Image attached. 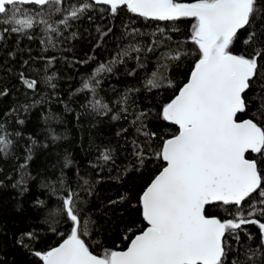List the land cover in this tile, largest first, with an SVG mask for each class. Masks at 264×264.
I'll return each instance as SVG.
<instances>
[{"label": "snow or ice", "instance_id": "snow-or-ice-1", "mask_svg": "<svg viewBox=\"0 0 264 264\" xmlns=\"http://www.w3.org/2000/svg\"><path fill=\"white\" fill-rule=\"evenodd\" d=\"M65 2L0 0V25H16L2 31L24 33L43 23L48 31L58 34L60 30L48 20L36 19L46 8L63 14L57 23L65 28L89 11H102L113 17L126 11L145 20L173 25L151 34L137 29L126 31L129 43L83 82L77 91L91 92L93 99L88 105L99 115H108L112 109L95 98L100 84L96 77L112 72L114 65L133 58V53L138 68L144 69L141 53L160 50L156 70L144 82L148 91L174 87L168 75L171 65L189 55L195 59L187 82L160 109V118L176 126L175 134L161 138L162 144L152 157L143 145L132 141L140 166L151 158L161 162L139 197L145 225L129 229L132 235L124 237L129 241L124 250L104 249L96 254L84 239L90 235L91 221L82 218L78 193L68 188L67 195L59 198L60 206L49 214L70 221L71 231L58 246L35 255L42 264H255L253 258L264 255V87L251 97L248 93L257 80L264 79V28L253 27L258 18L264 23V0H81L80 4L62 7ZM184 19L193 21L188 37L193 46L191 52L179 42L172 47L170 33L178 32L175 24ZM111 31L109 28L102 33L101 39ZM242 31L248 33L243 40L246 54H236L233 49ZM146 35L148 42L140 43L138 37ZM48 43L55 46L51 39ZM54 59L50 58L49 63ZM128 74L136 73L133 70ZM52 79L48 76L46 82L55 87ZM20 80L29 90L37 88V80L27 78L23 72ZM7 94L6 88L0 89V96ZM118 104L121 107L111 118L127 119L128 97H121ZM146 116L147 113L139 112L132 123L139 122L137 133L155 137L154 132H144ZM3 128L0 124V130ZM58 138L53 133V139ZM10 145L7 135L0 131V152L7 155ZM31 158L29 149L20 167L26 168ZM100 159L114 162L112 150L104 149ZM70 164L66 160L64 167ZM22 183L23 179L13 186ZM58 183L63 189V177ZM84 184L88 181L84 180ZM51 190L56 191L55 187ZM216 211L224 212L225 218L214 215ZM244 225L258 226L259 244L255 250L233 247V242L241 244ZM246 238L253 237L248 233Z\"/></svg>", "mask_w": 264, "mask_h": 264}, {"label": "trees", "instance_id": "trees-1", "mask_svg": "<svg viewBox=\"0 0 264 264\" xmlns=\"http://www.w3.org/2000/svg\"><path fill=\"white\" fill-rule=\"evenodd\" d=\"M80 3L81 0H66L62 7ZM49 12L51 10L46 8L36 19L48 20L60 30L58 34L48 31L43 23L24 33H3L4 27L16 25H0V35L4 37L0 39V89L6 88L8 92L0 96V124L4 125L0 131L11 141L7 155L0 152V264H42L35 253L46 252L66 238L71 222L49 213L60 206L59 198L67 195L68 188L78 193L82 218L91 221L90 235L84 237L90 250L100 254L104 249L127 247L129 241L124 237L132 235L129 229L145 225L140 215L139 197L157 174V164L161 163L151 158L140 166L133 154L132 141H138L152 157L162 144L161 138L175 134L177 128L160 118V109L187 82L195 59L189 55L171 65L168 75L174 87L148 91L144 82L156 70L160 50L141 53L146 64L144 69L138 68L133 53V58L114 65L112 72L96 77L100 84L95 98L112 109L108 115H99L88 105L93 99L91 92L77 91L83 82L89 80L101 64H109L118 50L129 43L124 35L126 31L137 29L151 34L158 28L173 25L145 20L126 11L115 17L102 11H89L81 19L70 21V27L65 28L57 23L63 14L51 12L49 15ZM192 23L190 19L176 22L179 31L170 33L173 48L179 42L185 51H192L188 40ZM253 27L259 30L264 28V23L258 18ZM109 28L112 31L101 39V34ZM247 35L241 32L233 49L236 54H246L243 40ZM50 39L54 47L48 43ZM138 40L147 43L148 37H138ZM52 57L55 59L49 63ZM133 70L136 74L129 75ZM21 72L37 80L35 90L23 86ZM48 76H53L51 84L55 87L46 82ZM261 87H264V79L257 80L248 95L260 92ZM124 96L128 97L127 119L113 120L112 115L121 107L118 101ZM252 111H255V102ZM139 112L147 113L143 118L144 132H154L155 137L137 133L139 122L133 125L132 121ZM53 133L59 138L54 140ZM106 148L112 150L114 162L100 159ZM29 149L32 158L26 168H21ZM66 160L71 161L68 167H64ZM61 177L63 189L58 183ZM21 179L23 183L14 187ZM84 180L88 181L87 185ZM213 214L225 218L222 211ZM242 227L246 232L241 233V244L233 242V247L255 250L259 244L258 226ZM248 233L253 237L251 240L246 238ZM253 259L255 264H260L264 255Z\"/></svg>", "mask_w": 264, "mask_h": 264}, {"label": "water", "instance_id": "water-1", "mask_svg": "<svg viewBox=\"0 0 264 264\" xmlns=\"http://www.w3.org/2000/svg\"><path fill=\"white\" fill-rule=\"evenodd\" d=\"M176 127V126H175Z\"/></svg>", "mask_w": 264, "mask_h": 264}]
</instances>
